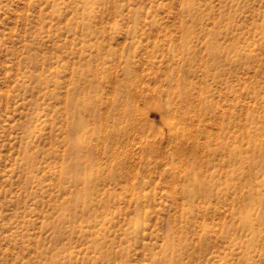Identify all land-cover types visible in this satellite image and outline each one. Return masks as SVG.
Returning <instances> with one entry per match:
<instances>
[{
  "label": "rangeland",
  "instance_id": "374dc122",
  "mask_svg": "<svg viewBox=\"0 0 264 264\" xmlns=\"http://www.w3.org/2000/svg\"><path fill=\"white\" fill-rule=\"evenodd\" d=\"M0 264H264V0H0Z\"/></svg>",
  "mask_w": 264,
  "mask_h": 264
},
{
  "label": "bare ground",
  "instance_id": "6f19581e",
  "mask_svg": "<svg viewBox=\"0 0 264 264\" xmlns=\"http://www.w3.org/2000/svg\"><path fill=\"white\" fill-rule=\"evenodd\" d=\"M186 102V101H185ZM181 118V117H180ZM81 125V123H77L76 125H75V127H79ZM189 150V149H188Z\"/></svg>",
  "mask_w": 264,
  "mask_h": 264
}]
</instances>
